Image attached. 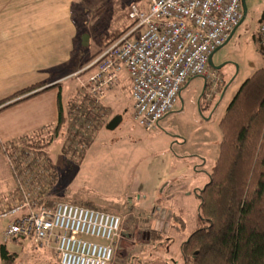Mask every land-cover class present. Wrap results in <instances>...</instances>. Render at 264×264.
Instances as JSON below:
<instances>
[{
  "label": "rangeland",
  "instance_id": "1",
  "mask_svg": "<svg viewBox=\"0 0 264 264\" xmlns=\"http://www.w3.org/2000/svg\"><path fill=\"white\" fill-rule=\"evenodd\" d=\"M133 5L149 11L147 0H76L74 18L83 32L78 36L73 60L49 73L50 78H61V89L67 92L65 123L51 146L46 147L53 130L43 134V141L38 144L35 156L30 160L37 162L43 158L46 162V158H50L57 196L64 197L66 201L81 200L106 205L105 210L121 217L122 238L113 264H126L128 254L132 262L131 259L138 260L145 253H153L152 247L146 250L150 246L147 228L154 214H141L145 199L140 198L153 193L150 183L156 181L158 176H167L158 189L160 202L157 208L162 211L157 209L155 213L159 217L164 214L158 227L166 231L163 244L167 245V249L163 247L158 255L166 253L172 258L178 257L177 261L180 262L182 243L199 225L198 194L209 183L219 158L222 142L220 123L242 84L255 72L264 69L259 39L264 0H246L245 21L215 53L214 65L228 61V68L221 72H209L206 93H203L207 83L205 78L198 77L189 82L178 98L174 111L153 131L143 130L133 117L130 82L125 72L120 83L110 90L112 93L108 92L105 99L94 100V103L85 87L88 76H76L104 48L109 35L116 31H131L136 26L128 17ZM70 74L73 75L68 77ZM94 107H100V111ZM83 111L91 113V117L100 116L99 123L104 122L103 127L118 116L122 117V121L113 130L104 128L89 153L90 147L83 151L80 160L79 155L74 159L62 151L65 146L68 148L71 145L68 135L74 130L82 128L80 131L85 136L92 133L91 123H85L90 115L83 114ZM76 146L73 147L78 152L84 149L83 145ZM2 150L0 144V217L15 202L13 194L16 188L6 191L12 171ZM85 156L86 159L80 164ZM168 158L172 161L170 165ZM143 207L147 208L148 204ZM177 216L184 221L185 231L176 228L181 226ZM143 222H147V226ZM133 225L136 228L132 231ZM142 228L145 230L142 231ZM129 230L132 231L131 235L128 234ZM6 245L10 255H18L15 264H43L31 254L30 248L23 250L29 245L27 242L22 243L24 248L10 242ZM54 261L53 264H58L56 257Z\"/></svg>",
  "mask_w": 264,
  "mask_h": 264
},
{
  "label": "built area",
  "instance_id": "2",
  "mask_svg": "<svg viewBox=\"0 0 264 264\" xmlns=\"http://www.w3.org/2000/svg\"><path fill=\"white\" fill-rule=\"evenodd\" d=\"M149 11L133 5L128 13L136 26L104 48L76 76L87 75L86 90L102 101L125 72L130 82L133 117L145 131L157 129L171 114L190 79L208 83L209 59L230 38L243 17L242 0H147ZM264 56V13L259 31ZM4 144L7 162L24 202L2 218L14 217L4 241L30 239L39 247L54 243L59 264H113L122 238V219L108 211L67 201L41 208L37 198L48 178L46 162L22 143ZM15 150V151H14ZM23 209L25 214L18 216ZM17 215V216H16Z\"/></svg>",
  "mask_w": 264,
  "mask_h": 264
},
{
  "label": "trees",
  "instance_id": "3",
  "mask_svg": "<svg viewBox=\"0 0 264 264\" xmlns=\"http://www.w3.org/2000/svg\"><path fill=\"white\" fill-rule=\"evenodd\" d=\"M129 30L116 31L109 35L105 39L104 48L119 40ZM212 70L217 72L209 65V71ZM192 80L193 78L186 83L183 89ZM207 84L209 85V83ZM45 86V83L36 84L0 101V113L14 104L35 97L48 89L58 88L59 121L55 129H53V133L51 132L52 136L47 141V147L51 146L54 139L58 137L65 123V111L62 107L61 85L58 84L40 90ZM21 97L23 98L17 100ZM94 109L100 111V107H94ZM83 114L90 115L86 118L85 123H91L93 126L92 133L85 136L80 131L83 130L82 128L78 130L72 128L74 133L68 135L71 145L67 146L68 148L65 146L62 151L64 155H70L74 159H76V155H79L80 160L83 157V151H86V148L88 149L92 145L95 133L104 124V122L99 123V119L101 118L98 115L91 117V113L84 111ZM82 127L84 128L85 126L83 125ZM220 128L222 142L219 158L210 175L209 183L198 194L200 199L198 210L199 225L181 245V263L264 264V69L255 72L242 84L230 102L225 116L220 123ZM29 138L27 143H22L23 153L26 149L36 152L38 149L36 147L43 141L44 136L43 133H40ZM74 145L79 147L83 145L84 149L82 152H78L73 147ZM2 153L5 159H7V156H14L13 153H5L3 150ZM49 160V157L46 158L48 178L45 181V189L40 195L32 196L29 201L33 203L37 198L41 208L50 209L55 202L66 201V199L56 195L54 187L55 175L52 170L53 165L50 164ZM11 174L14 177L16 186L13 194L15 202L11 204L10 209H5L8 212L15 209L16 205L25 203L24 198L18 191L13 172ZM67 202L91 209L107 211L105 208L99 207L89 201L68 200ZM26 212L27 209H23L18 216ZM13 218L7 217L2 219H9L10 223ZM176 218L181 225L176 226V228L180 231H185L184 221L180 216ZM148 232L150 234L148 245L150 246L147 248L151 249L152 247V252L155 253L167 248V245L163 244L165 237L163 234L152 230L150 227ZM0 255L2 261L6 264H15L18 259L17 254L10 255L6 244H2Z\"/></svg>",
  "mask_w": 264,
  "mask_h": 264
},
{
  "label": "crops",
  "instance_id": "4",
  "mask_svg": "<svg viewBox=\"0 0 264 264\" xmlns=\"http://www.w3.org/2000/svg\"><path fill=\"white\" fill-rule=\"evenodd\" d=\"M75 2L76 0H0V101L36 84L47 83V87L40 90L61 84L60 77L50 78L49 73L60 69V66L69 64L73 60V51L76 49L78 36L83 32L74 18ZM65 93H67L65 90H61L64 109ZM59 108V89L52 88L5 109L0 113L1 146L33 135L50 132L49 130H53L58 124ZM111 121L97 132L87 154ZM168 159L167 162L170 165L172 161ZM166 177L158 176L156 181L150 183L153 193L150 196L149 194L146 195L145 198H140L145 199L142 203L143 211L141 213L154 214L152 220H149L151 221L149 222L150 228L163 234L165 238L167 237L166 231H162L163 229L158 227L164 214L159 217L155 213L158 209L157 203L160 201L158 189L167 180ZM10 178L6 191L13 190L15 187L12 174ZM145 204H148L147 208L143 207ZM95 205L106 209V205L98 203ZM158 210L162 211V209ZM8 224L9 219L0 217V248L2 244L8 243L3 238V232ZM143 224L147 226V222H143ZM135 228L133 225L132 231ZM144 230L142 228V231ZM132 231L129 230L128 234L131 235ZM9 242L20 245L22 248H24L22 243L27 242L29 245L23 250L30 248L31 254L35 255L39 262L53 264L56 257L59 264V258L53 246L39 247L32 240H12ZM154 253H145L138 260L131 259L132 262H130L131 257L128 254L125 262L126 264H182L181 260L180 262L177 261L178 257L172 258L166 253L158 255V251ZM167 256L170 258L168 259ZM0 264H6L2 261L1 255Z\"/></svg>",
  "mask_w": 264,
  "mask_h": 264
},
{
  "label": "water",
  "instance_id": "5",
  "mask_svg": "<svg viewBox=\"0 0 264 264\" xmlns=\"http://www.w3.org/2000/svg\"><path fill=\"white\" fill-rule=\"evenodd\" d=\"M242 7H243V17H242V19H241V21H240L238 27L232 32V34H231L230 38L228 39V41L233 37V35L235 34V32L237 31V29L239 28V26H241L242 23H243V22L245 21V19H246V16H247L246 0H242ZM261 22H262V18H261L260 23H261ZM228 41H227V42H228ZM218 50H219V49H218ZM218 50H217V51H218ZM217 51H216V52H217ZM261 51H262V46H261ZM216 52H215V53H216ZM215 53H214L213 55H211V57H210V59H209V65H210V67H211L212 69H214V70H216V71H219V70H221V69L223 68L224 65H222V66H215V65H214V63H213V58H214ZM121 121H122V117H121V116L116 117V118H115L113 121H111V123L107 126V129H109V130H113V129H115V128L120 124Z\"/></svg>",
  "mask_w": 264,
  "mask_h": 264
},
{
  "label": "flooded vegetation",
  "instance_id": "6",
  "mask_svg": "<svg viewBox=\"0 0 264 264\" xmlns=\"http://www.w3.org/2000/svg\"><path fill=\"white\" fill-rule=\"evenodd\" d=\"M261 18H262V17H261ZM260 21H261V19H260ZM260 21H259V23H260ZM260 24H261V23H260ZM228 64H229L228 61H224V62L220 63V65H218V66H222V65H224V66H223V68H222L221 70H219V71H217V72H221V71L226 70V69L228 68V67H227ZM207 87H208V84L206 83V86H205V88H204V92H203V93H206Z\"/></svg>",
  "mask_w": 264,
  "mask_h": 264
}]
</instances>
